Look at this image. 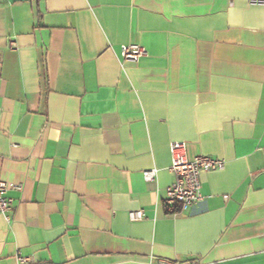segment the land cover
<instances>
[{
    "label": "crops",
    "instance_id": "1",
    "mask_svg": "<svg viewBox=\"0 0 264 264\" xmlns=\"http://www.w3.org/2000/svg\"><path fill=\"white\" fill-rule=\"evenodd\" d=\"M173 142L226 161L179 215ZM0 178V264H264V7L0 0Z\"/></svg>",
    "mask_w": 264,
    "mask_h": 264
},
{
    "label": "built area",
    "instance_id": "2",
    "mask_svg": "<svg viewBox=\"0 0 264 264\" xmlns=\"http://www.w3.org/2000/svg\"><path fill=\"white\" fill-rule=\"evenodd\" d=\"M253 6L264 7V0H250ZM121 55L125 62L137 63L145 57L146 51L139 45L122 46ZM172 165L169 172L174 177V182L165 189L164 205L173 210V215H179L199 205L204 201L201 194L202 174L222 171L226 167V161L209 156L199 155L192 160L187 158L186 145L181 142H173L170 145ZM158 170L153 169L143 172L146 182L156 179ZM20 190L19 187L16 188ZM8 184L0 178V214L9 219L13 210V200L8 196ZM145 213L142 210L129 213L131 222L144 220ZM29 259L19 256L20 264L28 263ZM158 264H177L167 260H159Z\"/></svg>",
    "mask_w": 264,
    "mask_h": 264
}]
</instances>
